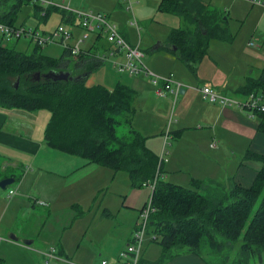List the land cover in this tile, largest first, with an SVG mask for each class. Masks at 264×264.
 <instances>
[{
    "label": "crops",
    "instance_id": "0c3cea01",
    "mask_svg": "<svg viewBox=\"0 0 264 264\" xmlns=\"http://www.w3.org/2000/svg\"><path fill=\"white\" fill-rule=\"evenodd\" d=\"M201 1L224 14L223 18L226 17L230 32L228 7L214 0ZM231 2L235 4V0ZM244 6L248 11L242 22L243 19L256 20L258 23L263 20L264 7L249 0H244ZM74 9L88 11L84 8ZM116 14H119V11ZM106 15L110 18L109 14ZM176 17L170 25L175 28L183 27L185 22ZM72 26L77 28L76 25ZM116 26L130 44H137L139 47L140 34L137 30H134L137 42L133 43L130 37L128 38L126 27L121 24ZM74 30L77 34L73 31L70 41L79 36L80 30ZM231 34L234 38L233 33ZM230 42L211 39L208 50L211 44ZM162 43L158 42L151 47L145 63L158 74L167 71L166 74L182 83L183 87L172 106L169 97L155 95L154 87L145 77L116 73L121 82H114L112 87L117 82H123L133 90L131 110L124 115L125 118L130 126L144 137L145 146L157 157L160 156L166 135L163 160L160 163L164 179L179 185L190 183L192 179L220 182L233 180L243 188L249 187L260 162L245 157V154L251 152L264 156V133L257 130L255 119L247 110L234 105L220 106L208 102L201 98L197 88L208 85L216 91L240 98V95L235 93L236 88L243 84L245 76L257 74L264 64V58L256 51L248 50V55L240 56L237 53L235 56V60H238L237 68L234 63L232 67L222 69L210 59L207 50V55L197 64L195 73L192 74L177 54L161 49ZM104 45L109 46L105 42ZM174 48L172 46V50ZM141 50L144 55L146 50ZM241 58H246V62ZM255 60L258 62L254 64ZM162 62L172 67L163 68ZM102 66L90 74L94 80ZM188 73L193 79L185 78L190 76ZM48 117L49 113L44 109L28 111L15 107H0V179L13 178V182L3 189L5 191L0 192V236L9 239L0 241V258L4 259L3 254L13 250L19 255V264H43L42 252L52 247L55 258L50 259L48 264H88L75 253L80 243L71 238L68 240L69 231L75 229L76 222L86 210L100 208L120 170L113 171L93 163H85L78 155L47 146L43 140V129ZM212 141L214 145L210 146ZM124 179L123 187L118 189V192L111 193L119 200V207L116 209L118 217L115 218L111 214L110 204L108 205V199L110 202L112 198L106 199L107 203L102 211L106 219L115 220L112 222V231L120 235L125 246L131 238L139 208L150 196L152 188L146 185L132 188L127 175ZM9 189L14 190V194L8 196ZM40 201L43 202L42 205L39 204ZM128 209L136 214L135 218L124 219ZM120 210L125 212H119ZM95 222L101 223L100 220ZM69 235L71 237L72 234ZM146 244L142 243L139 264H161L162 262L157 263L158 258H145ZM17 245L24 246L25 248L21 249L28 251L18 250ZM170 259L171 261L164 264L200 262V258L193 254H181ZM101 260L112 264L104 256L100 257L97 264ZM113 264H118L117 260Z\"/></svg>",
    "mask_w": 264,
    "mask_h": 264
},
{
    "label": "trees",
    "instance_id": "16d2710c",
    "mask_svg": "<svg viewBox=\"0 0 264 264\" xmlns=\"http://www.w3.org/2000/svg\"><path fill=\"white\" fill-rule=\"evenodd\" d=\"M25 2L0 0V23L16 28L12 21ZM32 6L40 22L56 11L62 22L77 25L75 17L63 9ZM156 10L178 16L185 22L183 27L168 30L161 49L177 54L192 74L207 55L211 39L230 42L233 38L224 14L201 0H158ZM91 39L87 49H82L76 58H71L66 49L52 58L42 54L40 47L33 46L27 54L0 43V107L46 110L49 117L43 129V140L47 146L78 155L85 163L122 170L132 188L152 184L149 196L152 210L146 233L160 245L157 263L181 254H193L209 264L201 255L202 246L220 253L225 260L228 254L223 248L228 245L231 250L233 243H237L236 258L230 264L235 261L261 264L264 256V156L246 152L245 157L260 162L247 188L233 180L192 179L187 187L164 179L158 157L145 146L144 137L124 116L131 110L133 90L120 82L112 88L97 82L86 83V78L104 65L96 54L109 49L100 34L92 35ZM59 71L68 72L71 78L52 80L44 76ZM11 77L15 79L13 82H10ZM235 93L240 97L250 93L264 97V64L255 76H245ZM252 117L257 130L264 133V111L254 109ZM120 127H124L122 133H118ZM250 257L258 262L250 263ZM2 262L0 258V264Z\"/></svg>",
    "mask_w": 264,
    "mask_h": 264
},
{
    "label": "rangeland",
    "instance_id": "374dc122",
    "mask_svg": "<svg viewBox=\"0 0 264 264\" xmlns=\"http://www.w3.org/2000/svg\"><path fill=\"white\" fill-rule=\"evenodd\" d=\"M214 1L216 3H223V5L228 7V25L230 32L234 35V38L230 43L211 44L208 50L210 59L213 60L214 63L219 64L222 69H225L232 67L234 63L235 67H238L237 58L235 60L237 53H239L240 56L248 55V50H252L256 51L261 58H264V18L259 23L252 19L249 21H244L243 19L242 22V18H244L248 11V8L244 6V0H235V4L232 3L231 0ZM64 2L69 4V7L72 9L75 7L84 8L91 12L94 11L93 13H99L105 16H107L106 14H109L110 18L108 16L107 17L112 23L116 25L121 24L122 26L126 27L129 33L128 38L130 37V40L133 43L137 42V35L134 31L136 30V26L132 23V20H135L138 23V33L140 34L139 47L143 50H146L142 57V62L147 67V69L155 75L166 76L168 74L167 71L163 74H158L151 70V68H149V66L145 63L146 59L149 57V50L151 47L156 45L158 42L162 43L165 40L166 34L170 27L175 28L171 26L172 24L170 25V23L173 22L172 20L177 18L174 15L157 12V0H132L131 10H125L126 2L124 0H64ZM85 4L87 6H85ZM117 11H119V14H116ZM12 23L15 27H24L27 30L37 28L39 30L49 31L54 29L58 24H61L67 30L72 28L68 23H62L60 21L59 14L56 11L50 12L45 21H38L37 16L35 15L34 7L31 3L27 2L20 5V8L16 12ZM74 29L77 28H73V31H75ZM75 34H77L76 31ZM79 34L80 33L78 32V35ZM91 36L92 35H89L88 39L82 45L83 49H87V47L90 45L92 40ZM249 42H251L252 45H248ZM0 43L3 45L13 46L16 51L27 54L31 52V49L34 46L28 37L21 36L16 38L15 36H12L7 40L5 37H2L1 32ZM71 43L72 40L67 42L68 45ZM39 49L42 54L52 58H56L58 53L62 51V47L58 44L44 45ZM241 60L246 62V58H241ZM257 62L258 61L255 60L253 63L255 64ZM162 66L163 68H169L170 64H165L162 62ZM116 73L117 72L108 63H104L102 68L97 72L98 75L95 77L96 81L94 80L93 75H90L88 78H86V83H104L103 85L111 88L114 82L120 81L118 79L120 76H118ZM189 75L190 76H186L185 78L193 79L191 74ZM252 75L255 76L254 73ZM97 79H99L101 82ZM14 80L15 79L13 77L10 78V82H13ZM173 105L174 104H172V106ZM123 131L124 127H120L118 129V133H122ZM213 141L211 143L214 144ZM124 176H126L124 171H118V177L110 185V188L107 192V198H112L110 202L108 199V205L110 204L111 214L114 215L115 218L118 217L116 209L119 207V200L117 196L112 195L111 193L118 192V189L123 187L125 182ZM178 179L180 180L179 177ZM183 186L188 187L190 185L187 182V184ZM4 191L5 190L0 189V192ZM122 191L124 190L122 189ZM107 198L102 201L99 209L91 208L90 210H86L82 217H79L80 220L76 222V227H74L75 229L69 231V234L72 235L70 237L68 234V240L71 238L80 243L75 253L77 252L78 257L82 258L84 263L97 264L100 257L102 256L106 257L110 262H112V264L116 263L118 253L124 247V240L120 238L119 234L112 231V222L115 220L113 219L112 221V218L106 219V215L102 211L103 206H105L107 203ZM128 210L129 211H127V213L124 215V219H128L130 217H132V219L135 218L136 214L130 209ZM119 212L124 213L125 211L120 210ZM136 219L137 222L139 220V215L136 217ZM97 220H100L101 223L96 224L95 221ZM151 237L152 235L147 233L144 236L143 244L144 242L145 244L147 243L144 246V255L148 260H156L160 254V245L156 242V240L154 241L150 239ZM233 244L234 245L231 246V250L228 249V245L223 248V250H225L228 254L227 257H225V260L222 258L220 253L214 252L206 245L202 246L201 255L203 256L204 261L209 264H230L231 261L236 258L235 251L237 243ZM16 248L22 252L28 251L21 249L25 248L21 245H17ZM73 254L71 256H73ZM3 257V264H19V255L17 251L9 250L3 254ZM169 261H171V259H167L161 264ZM199 261L200 262L198 264H204L202 260L199 259ZM248 261L250 263H253V261L258 262V259L250 257ZM261 261L264 263V256H262ZM50 264L55 263L50 262ZM235 264H237L236 261Z\"/></svg>",
    "mask_w": 264,
    "mask_h": 264
},
{
    "label": "built area",
    "instance_id": "2783aa9c",
    "mask_svg": "<svg viewBox=\"0 0 264 264\" xmlns=\"http://www.w3.org/2000/svg\"><path fill=\"white\" fill-rule=\"evenodd\" d=\"M27 3L32 5H39L41 7L53 6L59 9H63L66 12L71 13L77 20V28L80 30L79 36H77L70 45L67 44L72 38L71 29H65L61 24H58L54 29L49 31L35 29H25L24 27H9L4 23H0V32L2 37L7 40L15 36L19 38L21 36L28 37L29 40L36 47H42L47 44H58L62 49L68 50L71 58H76L81 50L82 45L87 40L89 35L100 34L103 36L105 42L109 45V49L99 52L96 56L100 57L103 63H109V65L117 73H125L129 76H141L145 77L149 83L154 87V93L158 97H169L172 104L175 103L177 95L183 84L172 79L170 75L159 76L152 73L142 62L143 51L137 44H130L119 32L116 24L112 23L107 16L93 13L91 11H82L78 9H72L63 0H26ZM126 2L125 10H131L132 0H124ZM252 3L264 7L263 0H249ZM132 23L136 26L138 31L137 22L132 20ZM248 45H252L251 42ZM201 97L208 102H214L220 106L234 105L237 108L247 110L252 116L254 109L264 111V97L261 94H248L240 98H234L225 93L214 90L208 85H201L197 88ZM166 135H164L160 156L158 157V163H161L162 155L164 154ZM211 146L214 144L211 143ZM160 165V164H159ZM149 188H152V184H147ZM14 194V190H8V196ZM43 204V202H39ZM152 210L150 205V198L148 197L143 205L140 207L138 215L139 220L135 223L134 230L132 232L130 240L125 244L122 250L118 253V264H139L141 246L146 234V226L148 223V216ZM1 240H9L7 237H1ZM43 264H48L50 259L55 258L54 250L50 247L48 250L42 252ZM100 264H106V260H101ZM264 264V263H261Z\"/></svg>",
    "mask_w": 264,
    "mask_h": 264
},
{
    "label": "water",
    "instance_id": "95a60500",
    "mask_svg": "<svg viewBox=\"0 0 264 264\" xmlns=\"http://www.w3.org/2000/svg\"><path fill=\"white\" fill-rule=\"evenodd\" d=\"M44 76L47 77V78H50L52 80H60V79L66 80L68 78H71V77H69V73L68 72H62V71L55 72V73L54 72L46 73V74H44ZM34 78L36 80L39 78L38 73L34 74ZM12 182H13V178H11V177H6V178L0 179V189H2V190L5 189L6 186L11 184ZM12 239L14 240L15 238L12 237Z\"/></svg>",
    "mask_w": 264,
    "mask_h": 264
}]
</instances>
